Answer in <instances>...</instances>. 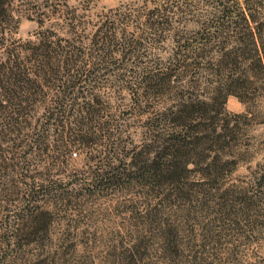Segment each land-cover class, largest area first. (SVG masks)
<instances>
[{
  "label": "trees",
  "instance_id": "obj_1",
  "mask_svg": "<svg viewBox=\"0 0 264 264\" xmlns=\"http://www.w3.org/2000/svg\"><path fill=\"white\" fill-rule=\"evenodd\" d=\"M202 5L207 7L199 9ZM259 7L260 2L248 0L245 5L237 0H162L136 13L129 8L100 13L87 44L76 34L81 21L73 14L71 40H52V32H39L35 41L0 58V150L4 141L23 146L24 138L31 139L23 157L46 151L52 143L57 149L85 150L100 137L113 136L110 119L100 120L107 109L97 89L118 83L144 118V140L127 164L119 160L123 166H114L109 159L100 163L97 168L108 170L93 174L94 188H87V195L129 177V167L136 183L160 197V204L148 211V229L153 221L158 224L165 206L186 204L172 214V223L159 224L167 256L179 257V244H189L195 225L201 244L218 242L235 219L251 223L256 202L264 201L261 164L245 185L225 182L244 154L233 150L236 127L225 116V102L231 95L242 102L253 100L264 85ZM131 22L145 31L136 37L126 30ZM145 43L157 52H140ZM115 56L120 59L113 60ZM143 56L149 58L147 64ZM132 59L130 67L127 61ZM191 176L197 181L190 183ZM36 186L29 180L23 193L28 203L46 193L47 187ZM163 188L167 192L160 194ZM26 206L20 216L26 218L24 229L47 232L51 208Z\"/></svg>",
  "mask_w": 264,
  "mask_h": 264
},
{
  "label": "rangeland",
  "instance_id": "obj_2",
  "mask_svg": "<svg viewBox=\"0 0 264 264\" xmlns=\"http://www.w3.org/2000/svg\"><path fill=\"white\" fill-rule=\"evenodd\" d=\"M159 1L162 0H4L5 10L0 15V58L7 50H17L25 42L35 41L39 32H52V40L58 37L71 40L73 34L68 32V23L72 14L81 21L75 28L76 34L87 44L100 13L126 8L136 13V9L150 8ZM237 1L245 5L246 0ZM252 1L260 2V15L264 18V0H248ZM206 7L202 5L199 9ZM143 27L131 22L126 30L136 32L137 37L145 31ZM148 45L145 43L140 52L151 56L157 49ZM132 61H127L128 66L131 67ZM142 61L147 64L149 58L143 56ZM261 86L253 100L242 102L231 95L225 102V116L236 127L233 150L244 153L225 178L226 184L245 185L255 167L264 166L263 83ZM97 92L107 109L106 117L100 120L110 119L109 132L113 136L100 137L97 144L85 150L74 146L57 149L52 143L46 151L26 157L23 150L31 138H24L25 145L19 147H13L10 141L2 143L0 164L10 166L0 167V175L7 174V178L0 177V264H264V201L256 202L251 223L241 217L235 219L215 244H201V231L195 225L189 244H179L180 255L174 259L167 256L166 245L161 244L159 224L172 223V214L186 204L165 206L158 224L153 221L148 229L145 225L151 219L148 211L160 204V197L136 183L132 178L136 175L129 167L126 170L129 177L121 176L117 184L87 195V188H94L93 174L108 170L97 168L100 163L109 159L114 166L127 164L128 156L144 140L141 133L144 118L136 113V105L124 87L116 83L100 87ZM29 180L36 182L37 188L47 187L46 193L38 194L30 203L23 197ZM193 181L197 179L191 176L189 182ZM79 192L85 194L78 195ZM159 192L162 194L167 189ZM26 205L51 208V214L45 218L49 221L47 232L32 234L29 228L24 229L26 218L20 216ZM16 223H19L18 231Z\"/></svg>",
  "mask_w": 264,
  "mask_h": 264
}]
</instances>
